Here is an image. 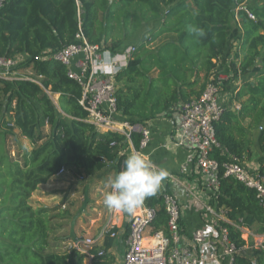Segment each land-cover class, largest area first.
I'll return each mask as SVG.
<instances>
[{
    "label": "trees",
    "instance_id": "obj_1",
    "mask_svg": "<svg viewBox=\"0 0 264 264\" xmlns=\"http://www.w3.org/2000/svg\"><path fill=\"white\" fill-rule=\"evenodd\" d=\"M246 0H8L0 10V56L23 53L26 61L21 69H31L39 82L0 79L6 96L0 114L3 134L14 133L30 139L34 147L21 165L0 148V264H83L87 253L72 248L49 251L56 247L49 241L54 227L50 224L49 207L36 208L30 203L40 184L60 172L63 167L77 170L102 171L115 161V151L126 144L116 132H101L88 121V111L80 103L81 84L71 78L64 64L47 56L74 42L80 30L78 4L83 7L81 29L92 43L103 44L117 51L125 48L144 22L161 20L150 37L136 45L133 62L119 75L123 85L118 91L120 113L132 121H151L168 115L181 100L199 97L217 68L233 27L230 23L236 4ZM166 7L162 12L161 5ZM240 8L238 37L241 61L245 72L261 67L254 81H244L235 98L247 97L237 111L226 109L217 124V136L237 157H242L248 134L259 129L258 144L264 152V4ZM257 18V19H256ZM189 25L205 30L197 38L188 31ZM166 34L174 37L161 42L156 49L149 44ZM231 63H233L231 61ZM227 72L235 69L228 65ZM227 68V67H226ZM237 72V71H236ZM47 90L59 93L62 112L57 115ZM14 104V105H13ZM51 130L43 133L42 120ZM246 120L248 123L245 124ZM140 146V136L134 135ZM41 142V143H39ZM39 143V144H38ZM115 143V144H113ZM118 159H126L121 154ZM117 168L119 164L117 162ZM116 174L119 170H116ZM259 171L264 175V163ZM223 172L221 171V175ZM168 189V188H166ZM164 188L147 198L143 205L158 207ZM218 200L231 210V216L246 215L249 225L256 222L264 233V207L256 191L231 177L221 178ZM154 231L166 230L167 214L159 210L153 223ZM232 237L244 245L242 230L230 226ZM115 236L107 233L103 254L92 246L93 264H113L107 253ZM259 264H264V248L255 251ZM238 264H254L244 255Z\"/></svg>",
    "mask_w": 264,
    "mask_h": 264
},
{
    "label": "built area",
    "instance_id": "obj_2",
    "mask_svg": "<svg viewBox=\"0 0 264 264\" xmlns=\"http://www.w3.org/2000/svg\"><path fill=\"white\" fill-rule=\"evenodd\" d=\"M7 1L0 0V10ZM78 19L80 30L74 42L47 57L64 64L68 75L81 84L80 103L88 111V121L101 132L120 133L134 152H142L152 139L150 121H132L118 108V75L133 62L136 46L114 51L103 44L92 43L82 32L79 8ZM24 57L23 53L0 56V79L13 82L23 78L39 82L31 69H19ZM229 78L230 75L221 74L210 79L199 97L186 100L179 106L174 144L188 150L180 171L188 173L193 167L198 169L203 176V184L211 191L210 202L203 207L204 222L187 234L182 224L179 199L164 188L162 203L158 207L142 204L130 217L121 264H238L239 257L244 255L246 243L240 245L232 237L230 226L242 231L246 229L247 233L249 229L242 220L231 216L229 207L219 203L221 178L231 177L254 189L260 205L264 207V175L259 169L247 167L242 158L229 152L217 136V124L226 111L221 94ZM135 134L140 136L139 148L134 145ZM124 160L118 159L119 172ZM60 171L64 172L65 167ZM161 208L167 214V227L166 230L154 231L153 223ZM107 233L116 236V230ZM261 244L264 246V234ZM99 254L102 255L103 251L100 250Z\"/></svg>",
    "mask_w": 264,
    "mask_h": 264
},
{
    "label": "rangeland",
    "instance_id": "obj_3",
    "mask_svg": "<svg viewBox=\"0 0 264 264\" xmlns=\"http://www.w3.org/2000/svg\"><path fill=\"white\" fill-rule=\"evenodd\" d=\"M159 4L161 5L162 12H164L166 7L160 2ZM263 4L264 0H246L242 4L235 5V14L230 21L233 30L228 39L229 45L227 44L228 46H231V49L233 48V44L237 41L241 31V21L236 15L237 11L240 8L248 9L250 11L251 7ZM78 8L80 9V4H78ZM81 9L83 10L82 6ZM160 25L161 20L144 22L131 38L125 40V46L138 45L141 41L148 39L151 33ZM173 37V34L163 35L155 42L150 43L149 46L151 49H156L161 42ZM232 53V57L229 58V61H232L238 55L235 51H232ZM25 59L26 56L22 63L26 61ZM226 67V70H228V65ZM256 67H254L255 72L259 71L256 69H260L261 67V59L258 60ZM234 68V72H236L237 67L234 66ZM210 79L211 78H209V80ZM2 85L3 84L0 83V114L4 111L6 104V96L2 90ZM119 85L120 87L123 85L122 80H119ZM47 91L56 106L57 115H59V113L62 112L59 103L60 94L50 90ZM184 101L185 100H181L178 105ZM40 129L43 133L50 132L51 126L48 120L45 119L41 121ZM256 130L259 131L260 128ZM3 131L5 130L0 126V148L2 147L4 153L14 160H17L22 165L25 161L26 155L34 147V143H32L27 137L20 135L17 130H15V134L11 132L3 134ZM127 146L128 144L126 143L121 148V151H115L116 160L110 161L108 167L102 171L92 170L89 173L85 170L65 167L64 172L60 171L55 176L51 177L48 182L40 184L38 189L33 192L30 199V203L33 207L51 208L48 217L50 218V224L54 229L50 232L49 241L57 246L49 248V251L64 252L75 248L80 252L88 254L83 264H93V256L89 254L90 246L97 245L99 250H103L102 246L105 242L107 232L109 231L116 230L115 237H117V234L120 231L117 216L121 214L119 210L110 209L104 204L103 194L109 190L105 188V183L109 177H115L116 170L118 169V158L122 151L124 149L126 150ZM257 147H255V145H253L252 148L250 147L252 153L254 151L258 152V148L259 151H261L260 147ZM261 153L263 154L264 152L261 151ZM137 210L138 209L136 208L134 212ZM124 215V224H126L132 213L128 214L125 212ZM237 218L242 220L244 225L249 229V233L246 232V229L242 231L243 238L246 240L244 256L254 264H259L258 255L255 251L259 248H264L261 244L264 233L259 232V225L256 222L249 225L245 214H239Z\"/></svg>",
    "mask_w": 264,
    "mask_h": 264
},
{
    "label": "crops",
    "instance_id": "obj_4",
    "mask_svg": "<svg viewBox=\"0 0 264 264\" xmlns=\"http://www.w3.org/2000/svg\"><path fill=\"white\" fill-rule=\"evenodd\" d=\"M80 10L83 15L81 6ZM228 45L219 59L217 68L211 73L210 78L218 77L221 74L230 75L221 94V99L226 109L230 108L233 111H237L241 107L242 102L244 103L247 99V97H244L241 100H237L235 98L237 90H239L244 81H254L258 71L255 72L254 67L245 72L240 71L241 53L239 52V40L237 39L233 44L232 49ZM232 51L238 54L232 60L235 63L229 61V58L233 54ZM227 65L233 66V69L236 66L237 72H227ZM179 106L177 105L175 110L170 112V114L154 118L150 121L152 125V139L149 146L141 153L147 155L157 166L167 169L168 177L162 182V187L168 188L179 199L182 210V224L185 232L190 234L197 226L204 222L203 207L210 202L211 191L203 184V176L198 169L193 167L188 173L180 171V165L185 161L188 150L184 147H177L174 144L179 124ZM247 123L248 120H246L245 124ZM258 137L259 131L257 130H253L248 134L246 146L241 157L245 165L253 170H258L261 163H264V153L262 154L258 148ZM127 144L126 150L124 149L121 153L125 154L126 158L130 153L134 152L132 146L129 143ZM253 145L255 147L258 146V152L254 151L252 153L250 147L252 148ZM119 211L121 215H118L117 219L119 220L118 226L120 227V231L112 241L111 247L107 250V253L113 258V264H121L124 258L125 239L130 220L124 224L125 212Z\"/></svg>",
    "mask_w": 264,
    "mask_h": 264
},
{
    "label": "clouds",
    "instance_id": "obj_5",
    "mask_svg": "<svg viewBox=\"0 0 264 264\" xmlns=\"http://www.w3.org/2000/svg\"><path fill=\"white\" fill-rule=\"evenodd\" d=\"M188 31L197 38L206 35L204 29L195 25H189ZM167 177V169L157 166L141 152H132L124 160L122 170L107 179L105 188L109 190L103 194V202L110 209L131 214L158 193Z\"/></svg>",
    "mask_w": 264,
    "mask_h": 264
}]
</instances>
